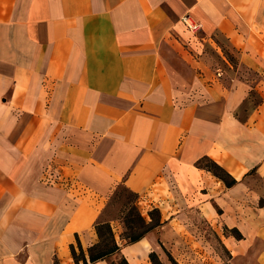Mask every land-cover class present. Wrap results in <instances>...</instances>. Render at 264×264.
Returning a JSON list of instances; mask_svg holds the SVG:
<instances>
[{
	"label": "crops",
	"instance_id": "0c3cea01",
	"mask_svg": "<svg viewBox=\"0 0 264 264\" xmlns=\"http://www.w3.org/2000/svg\"><path fill=\"white\" fill-rule=\"evenodd\" d=\"M117 185L264 264V0H0V264H74Z\"/></svg>",
	"mask_w": 264,
	"mask_h": 264
},
{
	"label": "rangeland",
	"instance_id": "374dc122",
	"mask_svg": "<svg viewBox=\"0 0 264 264\" xmlns=\"http://www.w3.org/2000/svg\"><path fill=\"white\" fill-rule=\"evenodd\" d=\"M226 55L231 60H229V63L235 65V58L232 53L228 52ZM168 58L171 62L177 64L182 71L187 72L184 65H182L176 56L169 55ZM123 193H126L124 189H122L120 185H117L106 199L105 205L98 214V217L109 221L114 239L119 245H121L120 254L123 255L130 263V257L127 253L128 248L126 245H122V239L125 240L123 237L124 228L122 221L125 213L124 211L126 209V206L122 208V203L125 200ZM129 204H131V202H129L127 206H129ZM137 208L147 219L148 217L146 212L152 207H145V204H138L137 201ZM168 221L170 223L164 228L156 226L147 231L149 233H153L154 235L153 239L152 236L150 237L152 243L147 247L148 252L153 250L162 264H171L167 258V254L178 264H180V260L183 264H219L223 261H227L228 257L229 264H252L251 259L244 258L237 259L235 261L230 260V254L225 244H223L219 236L215 234L208 223L200 221L196 227H190L185 224L180 225L172 220ZM221 230V234L223 236L228 234L227 229L222 228ZM195 232L197 233V242L194 241V238H192V235ZM118 255L119 254L106 257L103 260L104 264L117 259ZM136 262H138V264H149L147 254L143 257H138Z\"/></svg>",
	"mask_w": 264,
	"mask_h": 264
},
{
	"label": "trees",
	"instance_id": "16d2710c",
	"mask_svg": "<svg viewBox=\"0 0 264 264\" xmlns=\"http://www.w3.org/2000/svg\"><path fill=\"white\" fill-rule=\"evenodd\" d=\"M230 60V58H228ZM231 61V60H230ZM195 165L208 171L215 178L220 180L224 186L229 187L236 181L232 178L221 166L215 163L207 156H202L195 161ZM126 192L123 195L125 200L122 203V208L126 206L125 213L123 215V228L124 239L126 243H131L139 240L147 231L158 226L160 224L159 211L156 207L149 209L147 219L140 213L137 208L138 195L128 190L123 185H120ZM129 206H127V204ZM93 230L96 236L95 241L86 247L85 251L82 250L80 244L75 236V244L69 245L70 257L74 264H92L98 260H102L112 254L116 253L119 249V244L114 239L111 231V226L108 220L100 219L99 217L93 223ZM228 232L236 239H240L241 235L236 229H229ZM149 264H162L157 254L153 251L147 254ZM167 258L171 264H177L168 254ZM227 261H223L219 264H229ZM52 264H58L56 259H53ZM105 264H128L123 256L118 257L115 260H111Z\"/></svg>",
	"mask_w": 264,
	"mask_h": 264
},
{
	"label": "built area",
	"instance_id": "2783aa9c",
	"mask_svg": "<svg viewBox=\"0 0 264 264\" xmlns=\"http://www.w3.org/2000/svg\"><path fill=\"white\" fill-rule=\"evenodd\" d=\"M184 24L186 26V28L191 31V32H195L198 30L199 26L195 23H186L184 21ZM48 169H46V172L43 175V181L46 183H51V182H56V179H54V177H52L51 173L48 171Z\"/></svg>",
	"mask_w": 264,
	"mask_h": 264
}]
</instances>
